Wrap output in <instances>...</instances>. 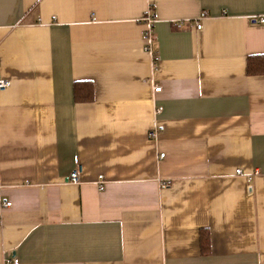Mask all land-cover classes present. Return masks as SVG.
I'll use <instances>...</instances> for the list:
<instances>
[{
	"label": "crops",
	"instance_id": "obj_1",
	"mask_svg": "<svg viewBox=\"0 0 264 264\" xmlns=\"http://www.w3.org/2000/svg\"><path fill=\"white\" fill-rule=\"evenodd\" d=\"M261 17L264 0H0V264H264Z\"/></svg>",
	"mask_w": 264,
	"mask_h": 264
},
{
	"label": "built area",
	"instance_id": "obj_2",
	"mask_svg": "<svg viewBox=\"0 0 264 264\" xmlns=\"http://www.w3.org/2000/svg\"><path fill=\"white\" fill-rule=\"evenodd\" d=\"M143 21L145 22L146 24V31H145V45H144V48H145V51H147L148 53H151L153 54L152 56L154 57V60L157 59L156 56H154V51H153V48H154V40H155V27H154V23L156 21V14L154 13V11L150 8L148 9L147 11V14L143 17ZM260 22L261 23H264V17H261L260 18ZM180 26V24H179ZM198 29H200L202 27L201 24H197L196 25ZM9 85V80L5 77H0V91L2 89H5L7 88V86ZM160 90H162V86L159 84V85H156L155 86V91L156 92H160ZM161 107L157 110V111H160ZM158 132V129H155L151 135L152 136H155ZM160 156H164V152H162V154H160ZM81 165L79 163L76 164V166L74 167V169L69 173V182L74 184V185H77L81 182ZM237 173L241 174L242 173V170L241 169H237ZM104 182H105V179H104V175H99V179H98V187L100 188V190H104L105 187H104ZM168 183H165L163 182L162 185L166 186ZM5 205H11V202L10 201H7ZM6 262H14V263H18V260L17 259H10L8 258L6 260Z\"/></svg>",
	"mask_w": 264,
	"mask_h": 264
},
{
	"label": "trees",
	"instance_id": "obj_3",
	"mask_svg": "<svg viewBox=\"0 0 264 264\" xmlns=\"http://www.w3.org/2000/svg\"><path fill=\"white\" fill-rule=\"evenodd\" d=\"M248 73L250 75L264 74V54L252 55L248 58ZM76 101L88 102L94 96V87L91 80L76 81L74 84ZM201 249L204 255L210 252L211 240L210 233L202 230L200 235Z\"/></svg>",
	"mask_w": 264,
	"mask_h": 264
}]
</instances>
